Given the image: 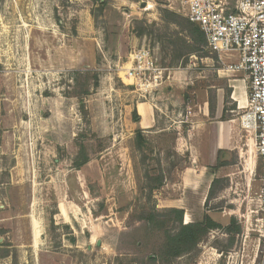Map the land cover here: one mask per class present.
<instances>
[{"label": "rangeland", "instance_id": "374dc122", "mask_svg": "<svg viewBox=\"0 0 264 264\" xmlns=\"http://www.w3.org/2000/svg\"><path fill=\"white\" fill-rule=\"evenodd\" d=\"M164 9L186 17L179 0H0V264H150L159 251L162 233L143 218L169 208V181L192 163L187 82L207 68L212 79L216 55L189 52L190 35ZM142 47L172 73L147 94L125 73ZM144 102L158 123L139 146ZM247 168L193 209L194 220L206 210L223 228L161 264H264L262 168ZM233 217L241 231L231 245Z\"/></svg>", "mask_w": 264, "mask_h": 264}, {"label": "crops", "instance_id": "0c3cea01", "mask_svg": "<svg viewBox=\"0 0 264 264\" xmlns=\"http://www.w3.org/2000/svg\"><path fill=\"white\" fill-rule=\"evenodd\" d=\"M210 66L214 71L212 79L209 80L207 68L198 82L191 78L187 82L193 102L188 108L193 118L195 116L190 125L191 133L185 138L192 163L181 170L178 182L169 181L166 187L168 207L184 209L185 223L201 221L193 219V209L198 206L203 211L214 179L239 175L249 166L252 171L258 161L257 157L254 160L248 155L254 146V132H248L241 121V114L248 105L245 73L228 71L217 54L211 58ZM211 102L214 114H211ZM135 108L140 116L139 122L134 124L135 130L141 128L143 133H149L157 127L156 105L154 109L153 104L144 102ZM261 185L260 179V188ZM172 187L174 193L170 191ZM59 208L64 212V204ZM205 213L211 214L205 210L204 216Z\"/></svg>", "mask_w": 264, "mask_h": 264}, {"label": "built area", "instance_id": "2783aa9c", "mask_svg": "<svg viewBox=\"0 0 264 264\" xmlns=\"http://www.w3.org/2000/svg\"><path fill=\"white\" fill-rule=\"evenodd\" d=\"M179 1L186 17L205 33L207 49L220 57L228 71L245 73L248 105L241 121L248 132H254L255 154L262 167L257 201L264 238V0H235L233 5L229 0ZM125 73L126 79L136 83L145 94L160 88L172 74L150 47L131 53Z\"/></svg>", "mask_w": 264, "mask_h": 264}, {"label": "trees", "instance_id": "16d2710c", "mask_svg": "<svg viewBox=\"0 0 264 264\" xmlns=\"http://www.w3.org/2000/svg\"><path fill=\"white\" fill-rule=\"evenodd\" d=\"M106 3L107 1H105V4ZM162 16L168 23L175 24L178 27L179 32L186 31L190 35L191 43L189 46V52L203 51L207 48L206 35L199 25L190 21L187 17L169 9H164L162 11ZM211 114H214V105H212V102ZM139 118L140 116L138 114L135 122H139ZM136 133V141L140 146V144L145 141L143 130L141 128L137 129ZM86 162H88V159H84L81 165ZM226 181L227 179L225 178L214 179L205 204L206 208L208 207L210 200L216 198L219 191L226 186ZM161 186L162 178L157 177L152 178L151 183L146 188H149L150 191L153 192ZM143 219L147 221L149 228L158 230L163 236L159 251L148 258L150 264L170 262L190 253L197 248L212 230L223 228V225L213 219L208 213H205V216L201 221L185 223V210L176 207L167 208L164 211H150ZM240 231L241 227L238 225L236 218L233 217L230 225L226 227L227 234H232L233 236L231 237V245L234 244L235 235L239 234ZM119 264L124 263L120 262Z\"/></svg>", "mask_w": 264, "mask_h": 264}]
</instances>
